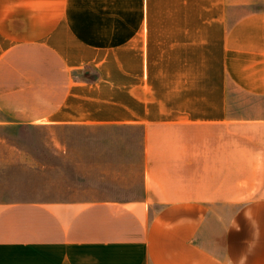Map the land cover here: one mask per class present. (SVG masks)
Masks as SVG:
<instances>
[{
    "label": "crops",
    "instance_id": "1",
    "mask_svg": "<svg viewBox=\"0 0 264 264\" xmlns=\"http://www.w3.org/2000/svg\"><path fill=\"white\" fill-rule=\"evenodd\" d=\"M2 124L137 126L143 191L0 201V264H264V0H0Z\"/></svg>",
    "mask_w": 264,
    "mask_h": 264
},
{
    "label": "rangeland",
    "instance_id": "2",
    "mask_svg": "<svg viewBox=\"0 0 264 264\" xmlns=\"http://www.w3.org/2000/svg\"><path fill=\"white\" fill-rule=\"evenodd\" d=\"M142 191L137 126L0 125V201L129 200Z\"/></svg>",
    "mask_w": 264,
    "mask_h": 264
}]
</instances>
